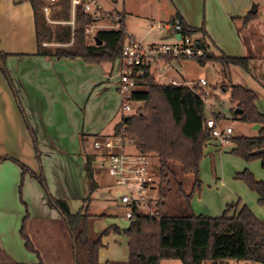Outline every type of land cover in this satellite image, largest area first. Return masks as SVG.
I'll return each mask as SVG.
<instances>
[{"label": "crops", "instance_id": "crops-1", "mask_svg": "<svg viewBox=\"0 0 264 264\" xmlns=\"http://www.w3.org/2000/svg\"><path fill=\"white\" fill-rule=\"evenodd\" d=\"M165 1L162 23L180 18L189 28L202 29L192 34L195 41L204 37L205 46L215 56L248 58L247 72L258 69L259 78L255 80L264 87L261 71L264 17L262 9L259 11L258 8L259 0ZM112 2H115L113 12L108 13L118 16L127 34L145 44L174 41L171 29L155 26L159 19L152 20L153 13H148L154 8L157 12L163 5L161 0H122L121 11L116 9L118 0ZM252 7H255V13L250 12ZM248 14L255 15L245 22ZM132 16L136 19L134 23L128 19ZM73 20L70 11L69 20L51 19L52 22L47 23L71 25ZM155 29L157 31L153 33ZM0 52L9 54L5 65L13 86L11 88L0 71V264H77V259L83 260V253L76 250L72 232L61 213L48 203L46 192L32 176L22 175L17 162L36 174L41 167L51 196L63 199L67 204L70 199L77 198L83 204L84 153L92 154L86 147L95 136L112 135L122 117L117 92L120 61L92 65L79 58L36 55L32 8L29 2L20 0H0ZM185 60L188 59L170 60L168 69L152 73L154 79L167 76L169 84L188 81L183 70ZM235 67H229V78H222L221 90L226 95H230L229 89L224 86L239 85L231 79V72H237ZM213 98L204 103L206 118L213 114L224 115L220 101ZM256 106L264 111L262 102ZM233 108L234 103L230 102L229 109L233 111ZM217 125L226 128L220 126V120ZM251 126L258 134L261 125L257 129L254 124ZM33 139L40 152L39 160ZM228 145L210 140L204 149L207 155L217 154L220 158L233 148L232 143ZM263 177L257 178L264 181ZM96 182L99 190L100 185ZM218 184L217 181L214 186ZM210 189L207 192L211 194ZM198 193L193 195L191 209L194 214L209 217L222 214L225 206L234 199L226 194L216 203L202 200ZM105 194L102 192L101 196ZM114 209L112 215L123 218L124 208L117 204ZM250 209L257 218L264 219L263 211L258 212L252 206ZM101 214L108 217L106 212ZM127 221L113 220L102 226L97 220L94 231L102 232L111 226L122 230L128 227L130 221ZM102 245L98 252L100 263L127 260V237L122 233L109 232L102 238Z\"/></svg>", "mask_w": 264, "mask_h": 264}, {"label": "trees", "instance_id": "trees-1", "mask_svg": "<svg viewBox=\"0 0 264 264\" xmlns=\"http://www.w3.org/2000/svg\"><path fill=\"white\" fill-rule=\"evenodd\" d=\"M20 1L29 2L32 8L36 55L71 60L79 58L92 65L113 63L120 59L126 35L121 21H118L119 27L116 29L95 30L90 37L92 41L89 42V35L85 33L84 28L93 24L94 20L90 14L83 11L82 5L76 6L73 25L57 23L52 27L44 16L45 0ZM254 15L248 14L244 21L247 22ZM50 17L53 20H69L70 0H55L51 4ZM180 21L188 35L202 30L191 29L181 19ZM51 42L64 46L43 45ZM196 43L203 48L204 55L193 59L202 65L206 61L219 63L222 66L223 79L229 78L231 65L249 70L248 58L230 57L225 54L215 56L205 46L204 37L196 40ZM8 55L0 52V71L13 88L5 65ZM139 85L140 88L132 93V99L142 102L143 108L136 114L123 115L114 126L112 135L132 140L141 154L157 155L158 168L155 173L159 190L156 217L134 212L127 228L119 230L111 226L96 233L92 227L93 222L105 217L104 214L91 215L87 211L72 213L65 200L50 195L41 167L39 174H36L17 162L22 175L28 173L40 184L47 194L48 203L61 213L71 230L76 250L83 253V260L77 259V264H159L162 260H179L182 264H227L230 260L264 264V219H258L248 206L243 205L238 209L239 202L229 203L217 217L194 214L191 209L190 200L201 187L198 174L203 148L205 142L211 138L210 130L206 127L204 102L202 95L197 92L198 89L171 83L160 84L150 73L139 79ZM224 88L229 89L230 100L235 104V109L240 110L237 114L234 113L235 109L233 110L236 118L247 124L261 125L256 137H231L233 148L230 153L246 162L260 160L264 170V153L257 152L264 148V114L255 106L256 94L241 85ZM213 118L217 123L221 116L214 115ZM34 148L39 160L40 152L35 140ZM84 158L87 189L84 203H88L92 193L97 191L98 184L92 169L94 155L84 153ZM173 163L180 166L178 168L182 173H190L193 177L188 193L184 191L182 182H175L187 209L184 215H169L165 211L166 196L162 183L168 184V175H174L171 167ZM235 177L256 193L258 204L264 207V181L256 180L248 170L236 173ZM111 231L127 237V260L100 263L98 252L103 246L102 238Z\"/></svg>", "mask_w": 264, "mask_h": 264}, {"label": "rangeland", "instance_id": "rangeland-1", "mask_svg": "<svg viewBox=\"0 0 264 264\" xmlns=\"http://www.w3.org/2000/svg\"><path fill=\"white\" fill-rule=\"evenodd\" d=\"M99 4L102 7V10L106 13L113 12L112 11V5L115 4V2H112L113 0H97ZM161 3L163 5L161 8H157V12L155 11V8L151 11H149V14L154 15L152 20L159 19L158 23L162 24V21H160L161 18H163L164 13V6L166 5L165 0H161ZM122 0H118V5L116 9L118 11H121L122 8ZM259 11L264 8V0H259ZM162 9V10H161ZM156 15V16H155ZM129 21L132 23L135 22V17H128ZM156 23H154L155 25ZM52 27L55 24H50ZM264 25V24H263ZM157 28V27H155ZM157 29L153 30V33H155ZM92 35H89L91 37ZM92 39H89V42H91ZM49 44H54L49 47H56V46H64L59 43L51 42ZM236 66V65H232ZM221 69L222 66L214 61H206L203 65L197 62L195 59H188L184 61V76L186 80L188 81H195L199 78H202L205 80L206 84L200 88L196 87L199 92L204 98V103H208V99L215 97L217 100L220 101V105L222 107L221 112H223L224 115H221L220 119V126L227 127L229 126L233 132L231 134V137H238V136H245V137H256L258 134L255 130L252 129L251 124H247L244 122L239 121L235 114L233 113L232 109H229V103L232 102L229 98V95L222 92V77H221ZM236 71L235 73L231 72V79L232 82L238 83L239 85L250 88V90H253V92L256 94V104L263 103L264 108V87L257 82L255 79L258 77V69L256 71H252L249 73L245 71L240 66L235 67ZM261 71L264 73V64L261 67ZM177 81H181V79H176ZM229 80V79H228ZM157 81L162 84H169V79L167 76H163L160 78H157ZM248 88V89H249ZM208 92V93H207ZM213 98V100L215 99ZM215 99V100H216ZM233 103V102H232ZM235 104L234 108L235 109ZM257 108V106H256ZM258 109V108H257ZM258 111L262 114H264V111ZM209 117V116H208ZM210 117H214L210 116ZM218 122V121H217ZM210 140H207L205 143H208ZM93 139L90 140L89 144L87 145V151L89 153L94 154V160L92 162V169L95 173L94 178L96 177V181H98L100 188L99 190L95 191L91 195V200L88 201L84 205V199L87 196V189H86V182H85V175H83V204L82 200L79 199H70L68 201L69 209L72 213H76L78 211H87L88 214H98L100 215L103 212L108 213V217H102L98 219L101 221L102 226H106L107 223H113L112 221H120L122 223H126L127 220L123 217H117L115 215H112V212L115 211V205L120 204V197L125 192V189L115 184L114 178L110 177L107 173V167L104 157L102 156V153H105L104 149L97 150L93 147ZM229 143L231 141L229 140ZM227 146H230L225 144ZM125 150L127 151H134V145H128L125 147ZM149 160H150V166L157 170L158 168V157L155 154H148ZM178 164L173 163L171 165L174 175L169 174L168 180L169 183L166 184L162 183L164 192H165V211L169 215H184L187 213V209L185 207V204L183 202L182 196L178 193L176 188V181L182 182L183 189L185 192H189L190 188L192 186L193 177L190 173L184 174L180 171L178 168ZM180 167V166H179ZM244 170H248L251 172L256 180H259L257 177L264 176V170L260 167V160H253L250 162H246L243 159L234 156L230 153V150L226 152L224 155H222L220 158L217 154H213L212 156L206 154V150L203 148V157L200 160L199 163V179L201 181V187L198 194L202 195V200H211L212 202L219 203L222 198V195H230V197H233V202L230 203H237L245 204L246 206H251L258 212L263 211L264 214V207L258 204L256 193L251 191L247 185L240 179H237L235 177L236 173H240ZM157 177V174H156ZM264 178V177H263ZM263 180V179H261ZM158 183V179L156 180ZM219 182L217 186H214L215 182ZM158 184L156 187L150 191V195L152 197L158 196ZM211 188L213 193L207 192L208 189ZM204 191V192H203ZM102 192H106L104 196H101ZM195 194V193H194ZM193 194V195H194ZM193 198V196H192ZM190 200V206H192ZM214 198V199H213ZM205 200V201H206ZM225 200V198H224ZM196 201V200H195ZM193 208V207H192ZM194 210V208H193ZM253 212V211H252ZM220 216L221 212L218 213ZM255 215V214H254ZM256 216V215H255ZM257 217V216H256ZM259 219V218H258ZM97 220L93 222V230H94V224ZM128 222V221H127ZM100 225V226H101ZM103 228V227H102ZM95 232V231H94ZM100 233V232H96ZM121 255V254H120ZM120 257V256H118ZM123 258V257H121ZM212 262H206V264H211ZM229 264H261L258 262H251V261H239V260H230L228 262ZM161 264H182L179 260H163Z\"/></svg>", "mask_w": 264, "mask_h": 264}, {"label": "built area", "instance_id": "built-area-1", "mask_svg": "<svg viewBox=\"0 0 264 264\" xmlns=\"http://www.w3.org/2000/svg\"><path fill=\"white\" fill-rule=\"evenodd\" d=\"M55 0H45L43 6L47 22L50 19L51 4ZM77 5H82L83 11L90 14L93 24L85 26L87 35H93L97 29H116L119 27L118 18L102 10L97 0H70V11L75 14ZM264 17V9L261 10ZM73 25V21H71ZM155 26L171 29L175 35L171 43L145 44L130 34L125 35L124 45L121 50L120 66L117 74V92L120 97V112L123 115H133L143 108L140 101L132 99V93L140 88L139 79L146 73H162L170 67V60L193 59L204 55L192 35L186 34L179 18L169 22L156 23ZM173 85H183L194 89L206 84L204 79L198 81H172ZM199 93V92H198ZM204 97L202 96V99ZM204 102V100H203ZM206 127L210 130V139L219 144H227L231 138L232 129L220 128L213 117L206 118ZM93 147L97 150L104 149L102 156L105 159L107 173L114 178L117 185L122 186L125 192L120 197V205L124 208L123 217L132 220L136 214L156 217L158 215V196L152 197V191L157 183L155 170L150 166L149 155L139 153L132 140L121 136H106L94 138ZM134 145V151H127L125 147Z\"/></svg>", "mask_w": 264, "mask_h": 264}, {"label": "water", "instance_id": "water-1", "mask_svg": "<svg viewBox=\"0 0 264 264\" xmlns=\"http://www.w3.org/2000/svg\"><path fill=\"white\" fill-rule=\"evenodd\" d=\"M251 13H255V7H252V9L250 10ZM240 110L239 109H235L234 113L237 114L239 113ZM254 128L257 129L259 128V124H254ZM258 153H264V148L260 149L257 151Z\"/></svg>", "mask_w": 264, "mask_h": 264}]
</instances>
